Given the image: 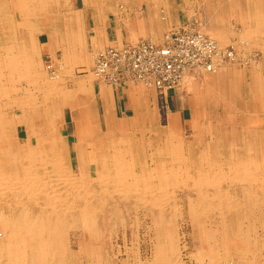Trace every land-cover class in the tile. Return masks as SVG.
<instances>
[{
	"label": "bare ground",
	"instance_id": "1",
	"mask_svg": "<svg viewBox=\"0 0 264 264\" xmlns=\"http://www.w3.org/2000/svg\"><path fill=\"white\" fill-rule=\"evenodd\" d=\"M0 1V14L3 16V14L8 13L5 9L3 10L4 13L2 12L3 8L7 9L8 0ZM14 1L19 15L24 18L23 23L26 28L32 27V24L30 25L27 22V18L30 15H47L51 12L67 18L68 15L66 13L71 11L67 8L70 4V0ZM104 1L108 2L111 0ZM116 1H122L124 4L128 3L127 0ZM50 5L52 6L51 11L49 10ZM54 5L58 6V9L56 7L55 10ZM34 27L33 29H35V31L47 28V26H43L42 28L41 26ZM50 27L49 25V28ZM74 34H76V31ZM150 40L154 42L152 39ZM30 52H32L30 55H27L25 52L22 58L23 64L25 63L29 66L30 62L31 67V69L28 67L30 70L27 69L25 71V77L27 79L29 75L32 76L35 80L28 78V82H33L32 85L39 87V91L37 92L40 93L41 91L44 93L42 97L45 101H53L50 108L52 112L46 114L38 112L36 116L40 117V123L38 122L39 126L30 125V132L36 136L37 143L32 145L30 142H27L18 146L16 148L18 149L16 150L17 153H11L10 149H13V146H10V144L2 150L5 155L9 154L10 156L8 160L3 158V160L0 161V235H2V238H0V264H106L105 260L111 259V261H113V257L109 256V253H105L107 256L104 258L99 246H94V242L101 240L102 237L99 229L100 223L113 221L121 211L119 207H114L112 209L101 208L111 197L112 199L113 197L118 198L120 202L121 200L132 198L135 206H143L150 212L164 213L168 210V206L172 209H176L179 206L177 203L170 205L169 200L171 197L169 195H172L176 189H184L188 192V196H186L187 200L184 203L189 209V217L194 221L197 218L200 219L199 216L203 213L204 209L209 207L213 198H217L218 200L216 205L219 211L224 210L222 216L226 209H236L239 208L240 205H244L243 200V203H240L233 199L231 194L227 193L224 186H222L223 182L229 181L234 185L239 184L248 197L254 194L256 196L261 194L263 199L259 206L264 207L263 119L254 122L256 126L254 129H250L249 127L245 128L248 133L250 131L256 133L254 139L257 140V147L253 148L250 142L249 145L244 142L241 146L242 154L239 159L234 160L233 152L230 151L225 161H218L213 154H211L210 148L206 147L207 150L197 152L196 158L198 160L193 161V165L189 167L191 163L184 157L179 145L173 142L174 136L171 131H169L168 137L171 139L172 143L166 145L169 158L161 160L159 163L155 161L153 152L147 153L150 160L147 159L144 161L141 159L139 150L144 149L147 151L148 149L139 142V139L136 140V138H131L132 142L130 139H127L129 142L127 146H112V152H109L108 155L97 146H87V144H85V133L88 127L84 121L85 113L83 114L84 111L82 110L84 108H82V104L81 108L78 109L79 115H73V118L78 117L76 120L79 131L75 147L77 174H74L71 170V161L69 160L68 166L66 159L67 156L70 155L71 146L69 143H65L64 138L61 137L62 134H58L55 126V122L58 119H63L61 107L63 106V109L64 106H71V103H75V101L70 102L68 100L69 91H66L62 87L64 73L67 69L61 70L62 72L59 73V75L57 73V76L53 77V79L55 78L53 81L47 80V77L45 78L44 74L38 69V65L36 66L35 59H32L34 53L36 54L38 50L33 49ZM15 56V54L8 53L6 58L2 59V57H0V76H5L4 70L6 67H9L11 70L9 72L10 77L12 78L14 76V67L21 62L17 60ZM79 61L87 66L91 63L89 57H85L83 54L79 55ZM216 70L212 72H216ZM251 74L255 79L254 88L257 93L255 98L258 102L261 101V103H263V78L260 73L253 72ZM89 78V76H86L82 79V83L81 85L79 84L78 90L72 91V93L78 94L81 92V94H84L88 90L90 91L91 83L89 85ZM17 80L16 78L13 79L14 82ZM30 98L35 99L37 96L32 94L26 97L24 102L21 103L19 101L22 113H24L23 111L26 106L30 108L32 106L34 108L36 107L34 100L31 101L29 100ZM82 100L83 98L78 96L77 104L79 103V106ZM148 108L149 105L146 109ZM152 114L151 108L142 114V116H144L143 120L150 123V129L154 124V116L152 117ZM23 115L24 114L16 115L17 117L14 116L6 120L1 118L0 128H4L5 126L7 130H11V128L17 124H21V122L25 124L28 118ZM173 117L174 116H170V122L172 123H174ZM124 123L125 122H120L117 124L119 126H117V128L115 127V129L123 132L121 126ZM146 126L149 125L147 124ZM106 134L112 135V129L108 128ZM27 147L28 149H26ZM151 147L152 146H150V149ZM106 152L108 153V151ZM18 154L22 155L24 162H19L20 160L18 162L13 161L14 156H18ZM159 154L163 155L165 153L162 151ZM219 156H221L222 159L224 157L222 153H219ZM196 163L198 165H195ZM13 166H15V168L19 166L21 175L18 172H12ZM251 188H255L256 191H253ZM212 190L213 193L211 192ZM253 199V201H255V198ZM119 201H117L118 204ZM107 213H111V215ZM154 219L155 221L152 223H154L155 235L157 230L154 255L152 261L142 262L141 264H183L180 257V250L177 241L175 242L173 233H169L166 243L162 242L164 238L163 235L161 236L159 228L161 225L165 224L164 218L155 217ZM224 220L225 219L222 218V221ZM70 227L74 228L78 234L77 251H72L67 248L66 231L67 228ZM201 228L203 229L204 227L202 226ZM205 228L203 230L201 229L198 238L202 246L206 245L207 248L202 247L197 258L200 261L209 258L211 263L216 264L223 259V256L227 257L226 243H224V239H222V242L218 244L215 235H213L212 231L209 232L211 229L206 230ZM240 237L245 238L246 236L242 234L237 237L238 243L235 244V250L237 257H245L246 252L249 253L250 251L246 250L245 244H243ZM262 238H264V235ZM57 243L58 247H56ZM221 246L224 250L222 253L218 249L221 248ZM131 249L132 248L128 250V259L124 260L123 264H133ZM228 250L231 251L229 248ZM259 251L264 253V243L261 245L260 250L258 249V252ZM230 256H232V254ZM247 264H252V260H247Z\"/></svg>",
	"mask_w": 264,
	"mask_h": 264
},
{
	"label": "rangeland",
	"instance_id": "2",
	"mask_svg": "<svg viewBox=\"0 0 264 264\" xmlns=\"http://www.w3.org/2000/svg\"><path fill=\"white\" fill-rule=\"evenodd\" d=\"M132 1L136 0H127V2L130 3H132ZM8 3L7 9H2V12L4 9L6 10V12H8L6 13L8 16V21H5L4 15L6 14H3V16H1L2 14H0V28H5V24L9 25L8 28H11L10 24L17 23L22 17L21 15H19V12L15 6V1L8 0ZM49 7L48 8L51 11L52 6L50 5ZM56 7L58 9V6L54 5L55 10ZM164 7V5H160L159 7V18L166 17L164 13L160 12L161 9L164 10ZM218 7L223 8V5H219ZM67 8L70 9V4ZM140 8H142V6ZM180 10L181 9H179V11ZM193 11L197 14L201 12L205 19H207L209 16L203 9V6H200V9L198 7L196 9L194 8ZM193 11L189 10L188 15H191ZM66 14H69V11ZM175 14H177V12H175L174 10L173 15ZM228 14L230 13L228 12ZM55 16L57 18L61 15H57V13L53 14L51 12L47 15L38 14L37 17H35L37 20H34V23L36 24V27L41 26L42 28L43 26H49L53 24L52 18H55ZM230 17L231 16L229 15L228 18ZM12 18L18 21L12 22ZM3 24L4 26H2ZM236 28H240V26L237 24ZM169 29L170 28H168L164 33H166ZM205 33L207 32L205 31ZM27 40L28 39H26L25 37V41ZM227 44H232V42L229 41L226 44L220 43L221 46H225ZM234 44L237 52L234 49L236 58L235 60H233V62L220 65L217 68L216 72L212 73L200 69L192 70L185 75L181 85L178 88L172 90L176 92L178 100H182L181 102H183L185 106L189 107L187 111L189 116L184 122V127H181L180 120L177 117H173L174 123L170 122L171 119L169 116L171 115L168 112L169 108L165 106L162 94L156 92L151 87H147L141 83L136 82L138 86L143 87L146 92H148V96L149 98H151L148 104L142 106L137 105L134 115L125 118L124 121H121L122 123L125 122L121 126L123 128V132L115 131L112 135H107L106 132H86L85 144H87V146H97L98 148L102 149L106 155H108L109 152H112V146H127L129 144L127 139H130V141L132 142V139L136 138V140L139 139V142L148 149L147 151H145L144 149L139 150L141 159L144 161L149 159L147 153L149 154L153 152L155 161H158L159 163L161 160L169 158L166 145L172 143L171 139L168 137V133L169 131H171L172 135L174 136L173 142L179 145L182 154L188 159L189 163H191L189 167L193 165V161L198 160L196 158L198 154L197 152L207 150L206 147L210 148L212 153L210 151L209 152L213 154L215 159L218 161H225V159H227L228 155L230 154V151L233 152L234 160L239 159L242 154L241 146L244 144V142L248 145L250 142L253 148L257 147V140L254 139L256 133L254 131H250L248 133L245 128L249 127L250 129H254V127H256L254 125V122L256 120L263 119L262 121L264 122V114H262L264 113V94H262L263 103H261V101L258 102V100L255 98L257 96L256 90L254 88L255 79L251 74L253 72L260 73L263 78L262 80L264 81V48L259 49L252 46V48H250L245 44ZM30 48L31 47H28L26 45L24 47L27 55H30L32 53L30 51H32L33 49L38 50V52L36 53L37 55L34 53L32 59H35L36 66L38 65V69L41 71V73L44 74L45 78L47 77V80L53 81L55 78L53 79V77H51V75L45 68V58L43 57L45 52L41 51V49L39 48L37 49V47H33L32 49ZM93 54L94 52L87 56L85 55V57H89L91 63L88 66L86 64L80 63V66L82 67L78 71H87L88 76L90 77L89 81L91 83L95 79L94 76H92L91 72V67L93 66ZM253 54H256L255 58H251ZM240 58H243V60H240ZM59 62V60H55V63H53L62 64V62ZM62 71L59 69L57 71L58 75ZM23 80L24 84H18L14 82L10 83V80L6 76H0V88H2L0 89V119L2 118L6 120L16 115L22 114H24V117L28 118V121L25 122V124L21 122V124H17L16 126H14L15 128L13 127L11 128V130H7L5 126L4 128H0V161L3 160V158L6 160L9 159L10 155H5L2 151L8 144H10V146H13V149H10L12 153L18 150L16 149L18 146H21L27 142H30L32 145L37 143L36 136L30 132V125L39 126L38 122L40 117L36 116L38 112L42 114L52 112L50 108L53 104V101H45L42 97L44 93L41 91L40 93L37 92L39 91V87H36V85H32L30 83L28 84L25 78H23ZM66 82L67 81H65L64 78L62 87L66 91H69L68 100L70 102L75 101V103H71V106H64L63 109V106L61 107V112H63V119H58L55 122V126L58 134H62L61 137L64 138L65 143L67 144V139L66 137H64L65 134L62 132L65 127V122L66 120L72 119L74 123V125H72L78 129V123L76 120V118L78 117L73 118V115H79L78 109L81 108L82 104V108H84L82 110L84 111L83 114L85 113L84 121L88 128H96L97 116L94 117L92 111L88 107L94 100L93 92H90L88 90L84 94H81V92H77L78 94L73 95L71 87H69ZM27 94H33L37 96V98L35 99H29L31 101L34 100L36 107L34 108L32 106L30 108L26 106L25 110L23 111L24 113H22V110L20 108L21 106H19L21 105L19 101L21 103L24 102L25 98L29 97V95ZM78 96H81L83 98L80 106L79 103L77 104ZM148 105L149 108H151V112L153 113L152 117L154 116V124L152 125L151 129L150 123L145 122L143 120L144 116H142V114L149 109H146ZM171 123L173 126L171 125ZM147 124L149 126H146ZM117 126L119 125H108V128L113 130L115 129V127L117 128ZM78 134L79 131L77 132V134L73 133V136L70 140H73L74 137L75 141L69 143V145L71 146V150L69 153L70 155L66 158L68 166L69 160L71 161V170L74 172V174H77V158L75 147ZM150 146H152L151 149ZM26 149H28V147ZM106 151H108V153ZM162 151L165 153L163 154L164 156L162 154H159ZM219 153L223 154V159L221 156H219ZM13 161L24 162V158L21 154H18V156H14ZM195 165L198 164L196 163ZM19 170V166L16 168L15 166H13L12 168V172H18L21 175ZM222 186H224L227 193L231 194V197L233 199L239 201L240 203H243L244 201V205H240V207L236 209H226L224 215L222 216V212L224 210H220L221 212L219 211L216 205L218 200L217 198H213V203L211 201L209 207L204 209L203 213L199 216L200 219L197 218L194 221L191 219V217H189V209L184 203L187 200L186 196H188V192L184 189H176L178 191L175 190L174 193L171 192L172 195H169L171 197V199L169 200L170 205H173V203H177L179 206L176 209L169 208L168 206V210H166L164 213L150 212L143 206H135L132 198L123 201L121 200V202L116 197H113V199L112 197L111 199L108 198L110 200H108L107 203L101 208L112 209L114 207H119L121 210V214L118 213L117 218L115 217L116 219H113V221L111 222L105 221L100 223L99 229L101 231L102 237L101 240L94 242V246H99V249L102 251L104 258L105 256H107L105 253H109V256L113 257V261H111V259L105 260L106 264H123L124 260L128 259V250L130 248H132L131 253L133 257V264L150 262L152 261V257L154 255V244L156 242L157 235V230L155 235L154 223L152 222L155 221L154 218L157 217L162 219L164 218L163 220L165 222V224L163 223L164 225H161L159 228L161 236L163 235L164 238V241L162 242L166 243L169 233H173L175 242L177 241V245L180 250V257L183 264H214L210 262L209 258H205L202 261L197 258L202 247L207 248L206 245L202 246L198 238V234L201 231L202 226L204 228L206 227V230L211 229L209 232L212 231L213 235H215L217 239L218 244L222 242V239H224V243H226L227 257L223 256V259L216 264H236L237 262V264H247V260H252V264H264V253H261L260 251L258 252V249L260 250L261 245L264 243V238H262L264 235V207L259 206L262 202L263 197H261V194H258L257 196L254 194L248 197L239 184L234 185L229 181L223 182ZM251 189L253 191H256L255 188ZM211 192L213 193V190ZM253 198H255L256 202L253 201ZM117 201H119V204ZM107 214L111 215V213ZM222 218L225 220L222 221ZM66 232L67 248L72 251H77V240H79L78 234L76 233L75 229L71 227L67 228ZM242 234L246 237L240 238L243 244H245L244 246L246 250H249L250 252H246L245 257H237L235 244L238 243L237 237L239 235L241 236ZM0 238H2V235H0ZM56 247H58V243ZM228 248L231 249V251L228 250ZM218 249L221 253L224 251L222 246ZM231 254L232 256H230Z\"/></svg>",
	"mask_w": 264,
	"mask_h": 264
},
{
	"label": "crops",
	"instance_id": "3",
	"mask_svg": "<svg viewBox=\"0 0 264 264\" xmlns=\"http://www.w3.org/2000/svg\"><path fill=\"white\" fill-rule=\"evenodd\" d=\"M160 5L165 6L160 12L166 17H158ZM219 5H223V8L218 7ZM200 6H203L209 15L207 19L201 12L197 14L193 11L197 7L200 9ZM69 10L71 11L67 14V18L63 16L56 18L55 16L52 18L51 27L47 26L43 30L33 29L36 26L34 20H37L35 15L27 18V22L32 24L31 28H26L22 17L19 21L12 18V22H18L10 24L11 28H8L7 24L5 28H0V57L3 59L8 53L15 54V58L21 61V64L18 63L19 65L14 67L12 78L9 74L10 68H5L4 73L10 83H13V79L16 78L18 80L14 83L24 84L23 78L26 79L25 71L30 67V62L29 66L23 64L25 45L31 47L30 49L37 47L44 51L45 60L49 59L51 62L53 60L54 63L55 60L62 62V64L52 63L57 71L67 69L64 73L65 81L72 91H76L83 77L88 76L87 71L78 72L82 67L79 55H89L105 47H121L140 39L149 38L156 44H162V35L168 28L172 29L186 21L196 24L204 33L206 31L205 34L219 45L232 42L223 47L232 46L236 50L234 43H239L240 45L246 44L250 48H264V0H136L125 4L116 0L108 2L71 0ZM174 10L177 12L175 15H173ZM189 10L193 11L191 15H188ZM229 15L230 18H228ZM4 17L5 21H8L7 14ZM237 24L240 28H236ZM75 31L76 34H74ZM28 78L35 80L29 75L26 79L28 84ZM90 92H93L94 100L89 108L93 116H97V124L96 128H87L86 132H108V125H117L125 118L133 116L137 105H146L151 100L148 92L134 82L121 87L101 83L94 79ZM162 97L165 106L169 108L170 115L177 117L181 127H184V122L189 116L187 113L189 107L185 106L182 100H178L175 91H166ZM72 124L74 125L72 119L66 120L64 130H62L67 143L75 141L74 137L73 140L70 139L73 133L78 132ZM112 131L118 130L113 129Z\"/></svg>",
	"mask_w": 264,
	"mask_h": 264
},
{
	"label": "built area",
	"instance_id": "4",
	"mask_svg": "<svg viewBox=\"0 0 264 264\" xmlns=\"http://www.w3.org/2000/svg\"><path fill=\"white\" fill-rule=\"evenodd\" d=\"M235 58L232 46H220L196 24L186 21L164 33L162 44L148 38L97 50L91 72L96 80L108 85L122 87L137 82L164 94L178 88L186 73L197 69L212 72ZM45 68L51 77L57 76L49 59Z\"/></svg>",
	"mask_w": 264,
	"mask_h": 264
}]
</instances>
